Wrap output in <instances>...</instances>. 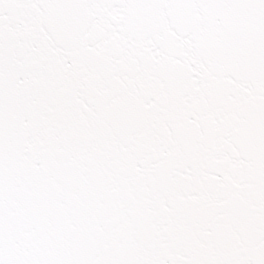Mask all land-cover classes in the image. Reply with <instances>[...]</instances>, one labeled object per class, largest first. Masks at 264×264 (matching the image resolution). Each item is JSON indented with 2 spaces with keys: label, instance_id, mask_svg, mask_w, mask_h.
<instances>
[{
  "label": "snow or ice",
  "instance_id": "obj_1",
  "mask_svg": "<svg viewBox=\"0 0 264 264\" xmlns=\"http://www.w3.org/2000/svg\"><path fill=\"white\" fill-rule=\"evenodd\" d=\"M0 264H264V0H0Z\"/></svg>",
  "mask_w": 264,
  "mask_h": 264
}]
</instances>
